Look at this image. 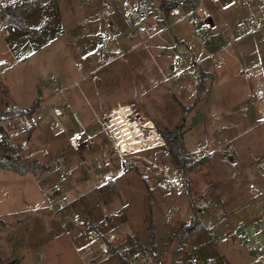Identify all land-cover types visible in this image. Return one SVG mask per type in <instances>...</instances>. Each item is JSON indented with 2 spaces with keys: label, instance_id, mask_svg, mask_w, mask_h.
Instances as JSON below:
<instances>
[{
  "label": "rangeland",
  "instance_id": "374dc122",
  "mask_svg": "<svg viewBox=\"0 0 264 264\" xmlns=\"http://www.w3.org/2000/svg\"><path fill=\"white\" fill-rule=\"evenodd\" d=\"M240 1H206L215 36L228 45L214 57L179 19L162 38L123 36L118 16L109 26L100 19L104 0H50L27 16L29 22L44 19L31 37L24 35L30 30L0 35V59L8 61L0 68V98L22 110L38 100L35 108L47 116L23 148V161L45 168L20 174L0 166V219L6 222L0 254L6 262L88 264L67 234L52 233L55 210L70 233L89 229L80 249L97 264L123 261L99 256L93 229L115 234L150 264H192L194 257L219 254L227 264H264V87L253 80L264 75V2ZM253 17L261 31L249 26ZM105 35L108 51L101 49ZM99 66L105 67L92 72ZM202 77L205 96L198 102ZM182 124L184 154L199 161L207 156L199 146L211 152L208 163L187 173L175 165L165 140L162 147L124 152L109 129L155 133ZM76 134L93 144L73 150ZM59 159L66 163L63 174ZM54 184L68 201L59 203ZM192 201L197 210L209 209L201 220L213 235L191 229ZM77 212L88 229L70 221ZM212 236L217 245L205 248Z\"/></svg>",
  "mask_w": 264,
  "mask_h": 264
},
{
  "label": "built area",
  "instance_id": "2783aa9c",
  "mask_svg": "<svg viewBox=\"0 0 264 264\" xmlns=\"http://www.w3.org/2000/svg\"><path fill=\"white\" fill-rule=\"evenodd\" d=\"M50 0H0L1 8H16L30 6L35 9L44 7ZM207 0H104L103 7L99 12V17L104 25L109 26L115 17H119L125 26L122 35L127 38L159 37L162 38L166 30L171 26L174 19L187 22L193 29L196 36L201 41L209 56H218L228 48L224 39L215 36L214 18L212 11L206 5ZM257 0H241L242 6H249ZM263 1L264 0H260ZM249 26L256 31H261V25L256 19L250 20ZM16 22L0 16V35L9 37L18 32ZM246 34V33H245ZM109 36H103L101 49L109 50ZM180 58L175 59V63H180ZM220 59L219 65H222ZM8 61L0 60V68L5 67ZM240 69L239 73H244ZM179 76V74H178ZM55 115L62 117L63 112L56 110ZM46 114L39 109L22 110L18 106L0 98V150H7L3 155L6 159L27 158L24 156L23 148L30 142L32 134L38 130L46 121ZM56 128L57 125L55 124ZM115 140V136H114ZM90 136L76 134L70 139V146L73 150H79L82 143L93 144ZM115 142H117L115 140ZM59 159V169L63 174L66 170V163ZM182 172L174 170V175L181 176ZM174 184L181 187L179 180ZM251 188L254 186L251 184ZM52 190L60 195L59 203L68 201V196L64 194L63 188L59 184H54ZM70 221L80 227L87 228L86 222L80 213H73ZM90 235L93 242L98 245L99 256L110 259L119 255L131 264H150L151 259L142 253L134 252L130 247L120 244L115 234H104L96 230H91ZM240 240L247 245L251 244L250 239L240 236ZM192 264H217L214 258L194 257Z\"/></svg>",
  "mask_w": 264,
  "mask_h": 264
},
{
  "label": "trees",
  "instance_id": "16d2710c",
  "mask_svg": "<svg viewBox=\"0 0 264 264\" xmlns=\"http://www.w3.org/2000/svg\"><path fill=\"white\" fill-rule=\"evenodd\" d=\"M34 9L30 6H24V7H16L12 9L8 8H1L0 7V16L6 17L18 25L20 28V31L27 32L29 27L26 24L25 17L30 14ZM206 82V77H202V79L198 82V88L199 91V97L198 102L202 100L205 96V93L202 91V87ZM38 103V100L35 101L34 105L31 107V109H34L36 104ZM183 109L185 107L181 105ZM183 124L177 127L175 130H160L158 134L160 135V138L162 139L163 143L165 140V144L168 148V151L172 155L175 165L182 170L183 173H187L194 168H196L199 165H203L208 162L209 156L207 155L203 159H200L199 161H194L193 156L194 154L186 153L184 154V143H183V132L180 130L182 128ZM163 137V138H162ZM7 152V150H0V166L3 168H14L18 173L20 174H26L28 171L37 170L40 168H45L44 165H42L39 161L35 160L32 162H25L20 159H6L3 157V155ZM193 204V211L194 215L191 222V229H194L196 231H201L204 229L203 223H202V216L209 210L207 209H201L197 210ZM6 222L0 219V225H5ZM150 226H153V223L150 222ZM190 236V235H188ZM118 259L126 263L127 261L123 258H121L119 255H117ZM128 263V262H127ZM0 264H20L18 259L10 260L6 262L0 254Z\"/></svg>",
  "mask_w": 264,
  "mask_h": 264
},
{
  "label": "crops",
  "instance_id": "0c3cea01",
  "mask_svg": "<svg viewBox=\"0 0 264 264\" xmlns=\"http://www.w3.org/2000/svg\"><path fill=\"white\" fill-rule=\"evenodd\" d=\"M35 10H33V11H35ZM30 14H28L27 16H29ZM27 16L25 17V19H26V24H27V26L30 29V35H28L27 33H24V32L23 33L27 37H31V33H35L36 32L35 30L42 26L44 19H42L41 21H38V23H37V20L35 22H29L27 20ZM18 32H21V31L18 30ZM17 33H15V34H17ZM15 34H13L11 36H14ZM0 60H3V58H1ZM76 64H78V63H76ZM103 67H105V66H99V67L96 68V70H93L92 72H94V71L96 72V71H98L99 69H101ZM2 68H4V67H2ZM250 78L252 79L253 77L252 76H248L249 80H251ZM253 80H255V82L257 84H262V85H259V86L264 87L263 86L264 75H260L259 77H255ZM260 90H261L260 87L256 88L255 93L259 94L261 92ZM178 101H180L182 103L181 100L178 99ZM112 125H114L113 124V120H112ZM119 127L120 126L114 128V127L109 126V129L114 132L115 140L117 141L116 143L119 145V147L124 152L139 153V152H144L146 150L154 149V148H157V147H160V146L162 147V145L164 144L162 139L160 138V135L158 134V132L153 133L154 130H149V131L132 130V129L126 127L128 129L127 130L126 128L119 129ZM199 149H201L200 151L204 152L205 154H207L209 156V160H208V162H209L210 159H211V152L208 151V146H205L204 148L199 146L198 150ZM250 185H249V188L253 189V188L250 187ZM50 207H52V205H50ZM50 212H52V214H53V216L51 215V217H53L54 220L56 219L55 223H58V226L54 225V227H51L53 229L52 233L54 232L56 234L57 233L61 234V233L64 232L65 234H67V236L69 237V239L72 242V244H70V245L75 248V251L80 254L81 258L85 259V260H88L87 261L88 264H97L95 260L89 258V255L86 256L85 255L86 253L84 254V252L86 250L83 251L82 249H80L79 240L84 235L87 237V235L89 234V231H88L89 229L87 228L88 229L87 231L86 230H82V231H79V232L70 233V231L65 227V225H63L62 222H60L59 213H57L55 210L50 211ZM203 226H204V230H207L208 233H209V230L206 228L204 223H203ZM46 229L47 228L44 227V230H46ZM209 234L213 235V233H211V232ZM214 236H212V238L205 244V246H204L205 248L217 245V241L219 239H216V237H214ZM249 246H251V244ZM87 251H88V249H87ZM224 256H225V254L224 255L219 254L218 257L216 259H214V260L216 261L217 264H227V263H229V261H227V259H226V263H224L225 262ZM225 258H226V256H225ZM259 259H260L261 262H264L262 257H260ZM239 261H241V258H240ZM106 262H105V264H106ZM121 264H125V263L121 262Z\"/></svg>",
  "mask_w": 264,
  "mask_h": 264
},
{
  "label": "water",
  "instance_id": "95a60500",
  "mask_svg": "<svg viewBox=\"0 0 264 264\" xmlns=\"http://www.w3.org/2000/svg\"><path fill=\"white\" fill-rule=\"evenodd\" d=\"M152 129H154L155 127L154 126H151Z\"/></svg>",
  "mask_w": 264,
  "mask_h": 264
}]
</instances>
